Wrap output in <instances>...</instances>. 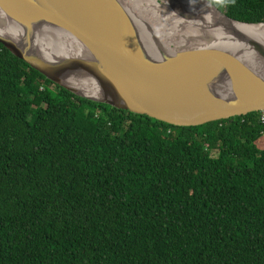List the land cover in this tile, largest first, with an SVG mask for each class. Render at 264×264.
<instances>
[{
    "label": "trees",
    "instance_id": "1",
    "mask_svg": "<svg viewBox=\"0 0 264 264\" xmlns=\"http://www.w3.org/2000/svg\"><path fill=\"white\" fill-rule=\"evenodd\" d=\"M264 24V0H205ZM258 114L176 128L77 98L0 45V264H264Z\"/></svg>",
    "mask_w": 264,
    "mask_h": 264
},
{
    "label": "water",
    "instance_id": "2",
    "mask_svg": "<svg viewBox=\"0 0 264 264\" xmlns=\"http://www.w3.org/2000/svg\"><path fill=\"white\" fill-rule=\"evenodd\" d=\"M0 11L22 31L18 41L0 36V45L77 98L176 128L264 110V77L243 60L242 49L209 44L155 56L119 0H0ZM205 28L213 32L210 24ZM40 31L48 34L50 58L36 51ZM65 46L73 55H60ZM247 48L264 62L263 47L249 42ZM86 80L93 96L73 85Z\"/></svg>",
    "mask_w": 264,
    "mask_h": 264
},
{
    "label": "bare ground",
    "instance_id": "3",
    "mask_svg": "<svg viewBox=\"0 0 264 264\" xmlns=\"http://www.w3.org/2000/svg\"><path fill=\"white\" fill-rule=\"evenodd\" d=\"M137 28L139 37L155 56L171 55L181 51L201 48L204 45L225 46L243 50L244 61L264 77V62L249 42L264 48V25L245 26L227 22L202 0H119ZM189 16L193 19H184ZM199 16V18H195ZM202 18V19H201ZM210 24L213 32L205 28ZM47 32H37L36 51L50 58ZM0 36L18 41L21 29L10 22L0 11ZM70 47L61 48L60 55L71 56ZM85 83V84H84ZM90 96L94 95L89 81L73 84Z\"/></svg>",
    "mask_w": 264,
    "mask_h": 264
},
{
    "label": "built area",
    "instance_id": "4",
    "mask_svg": "<svg viewBox=\"0 0 264 264\" xmlns=\"http://www.w3.org/2000/svg\"><path fill=\"white\" fill-rule=\"evenodd\" d=\"M258 121L261 124V126H263V128H264V110L259 112ZM261 136H262V138L264 140V130L262 131Z\"/></svg>",
    "mask_w": 264,
    "mask_h": 264
}]
</instances>
